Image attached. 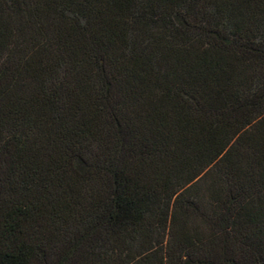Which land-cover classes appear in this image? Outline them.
<instances>
[{
  "label": "trees",
  "instance_id": "1",
  "mask_svg": "<svg viewBox=\"0 0 264 264\" xmlns=\"http://www.w3.org/2000/svg\"><path fill=\"white\" fill-rule=\"evenodd\" d=\"M0 264H264V0H0Z\"/></svg>",
  "mask_w": 264,
  "mask_h": 264
}]
</instances>
